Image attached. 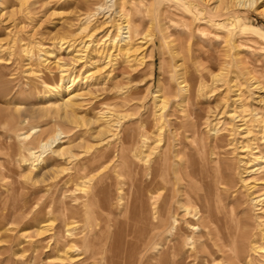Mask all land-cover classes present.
I'll list each match as a JSON object with an SVG mask.
<instances>
[{
  "label": "rangeland",
  "instance_id": "obj_1",
  "mask_svg": "<svg viewBox=\"0 0 264 264\" xmlns=\"http://www.w3.org/2000/svg\"><path fill=\"white\" fill-rule=\"evenodd\" d=\"M187 1L189 0H27V2L6 0L0 7V264H247L250 262V264H264L263 257L255 261H250L248 258L242 260L235 252L220 246L219 242L218 245L212 240L210 242L207 228L196 219L192 222L198 224L200 226L198 228H192L184 223L181 230L168 227L164 234L153 237L148 236L146 229H137L133 225L128 233L129 236L115 238L116 247L113 249L112 257L109 258L110 245L112 246L111 235L117 230L113 227L110 229L107 225L111 220L118 218L126 222L132 221L134 224L132 215L129 214L128 218L125 214L126 209L128 208V211L139 209L143 202L148 203L151 200L150 194L145 192L152 185L151 180L146 176L147 165L141 166L142 162H140L137 167L128 164L120 166V164H109L107 160L98 162L91 160L84 168L86 170L80 171L81 174L74 172L79 160L91 156L103 142L97 132L101 121L95 122L94 117L99 116L98 110L105 108V105L98 104L99 99L109 98L115 94V85L122 88L120 91L130 90L128 91L132 100L126 110L122 111V114L126 111L125 114L129 117L125 124L130 123L131 119V123L138 122L136 117L153 118L157 110L155 94L164 92L168 83L174 81L171 73L177 69L176 66L186 61L187 55L181 52L182 50L178 49V55L172 53L173 47H179L181 38L172 24L175 20L183 19L187 14ZM195 2L201 9H206L205 2L201 0ZM260 2L259 5L264 4V0H259L258 3ZM100 4H104L105 9L92 15ZM232 9L230 15L228 14L223 21L229 25L232 23L230 26L234 29L235 36L231 39L213 40L211 47L204 48L207 53H202L201 59L202 64L207 66L204 68V77L207 78L203 81L208 84L203 82V96L199 94L194 105L187 104L188 107L183 108L185 114L193 109L195 111L197 105L200 111H195L196 114H192L191 117L189 115V125L186 130L180 128L179 131L184 132L186 142L189 143L183 151L186 152L187 149L188 152L191 151L190 153H196L197 158L200 154L204 163L209 166L214 164L212 160L218 158L223 161L221 167L225 165L224 167L230 170L235 182L234 189L243 194V203L237 206L230 202L225 208L229 212L239 208L247 210L251 223L256 228L254 232L258 234L264 228V196L262 203L256 208L249 199L264 194V160L253 167L254 172L242 175L243 167L251 165V162L246 152L241 149V144L247 142L245 126L239 127L242 122H238V118L232 119V114H241L239 102L235 100L238 98L236 92L242 90L244 95L241 96L249 109L247 111L249 113L245 112L246 116L248 115V118L245 117L248 127L254 130L264 124V34H259L254 29L259 27L264 30V14L261 13L264 6L259 10L247 7L235 9L233 4ZM87 15H91L92 19L89 17L88 21ZM124 18L129 22L131 35L129 41L133 40L128 42L136 46L135 48L139 47L142 52L138 57L131 54L125 56V53L116 51L115 46L110 43V37L119 34V31L116 29L115 31L110 25L125 23ZM93 32L94 35L90 37ZM90 40L91 43L85 51L84 42L89 43ZM33 43L43 44L48 50H53V54L46 55L47 66L42 64ZM69 43L73 45L69 46ZM122 43L120 41L116 46ZM30 48L32 51L29 54L25 49ZM106 51L108 54L112 52L111 57ZM87 53L95 54L94 60L98 61L97 65L91 66L88 63L86 57L89 56L85 55ZM35 54L37 56H34ZM76 54L81 55L82 58L77 60ZM75 56V60L71 61L70 59ZM60 59L69 64L73 63L74 69L68 73L73 75L75 81L70 88L68 85L69 89L64 88L61 67L58 63ZM217 62L222 63L226 68V75L222 76L223 78L214 75L219 71L216 69L219 64ZM42 65L48 69L43 68ZM29 68L31 71L28 70ZM98 68H102L101 73L96 72ZM251 82L254 85L250 88ZM46 84L52 85L51 89L48 87V91ZM58 85L62 94L57 93ZM78 85H80L79 93H84L74 99L81 104L80 107L75 108L74 113L64 104L71 97L69 92L74 91ZM231 85H233L232 89L229 88ZM251 111L258 117L256 122L253 121L254 117H251ZM87 119L93 120L92 123L86 122ZM59 131L63 132L60 138L49 147L46 154L44 153L43 160L36 162L38 169H34V173L40 177L46 170H50L48 180L30 185L25 178L29 166L23 162V146L35 139L40 132L50 137ZM19 133L28 134L29 138L25 139V135L18 137ZM215 137L223 139L222 143L226 149L222 148L221 152L224 153L213 159V156H209L207 143L213 144ZM32 143L37 146V141ZM197 145L199 149L196 148ZM70 146L71 153L75 155L73 161L70 160L72 163L70 161L66 163L65 160L52 162L53 150ZM259 146L264 154V145L259 143ZM183 155L175 159L184 160ZM52 163L54 165H51ZM200 167L204 166L200 165ZM136 168L139 171L138 176H136ZM242 176L249 177L247 180L249 185L242 180ZM57 178L67 179L68 184L58 188L54 186L48 191L49 184ZM163 179L160 177L154 184H160ZM100 181L101 194L97 196L94 193L96 194V187ZM134 184L138 187L136 185L134 187ZM78 186L82 187L77 188ZM83 189L89 192L86 191V194ZM176 199L177 197L171 199L174 209L169 215L174 212L179 213L180 218L182 211ZM245 203L247 205H244ZM102 206L105 208H101ZM197 206L199 207L195 201L189 205L192 210H196ZM243 213L245 212L241 211V214ZM190 239L193 241L192 246L189 243ZM147 244L149 247L146 248ZM127 247L129 249L140 247V254L134 252V258H124ZM167 249L165 259L156 258ZM145 255L155 256L144 258ZM245 259L247 261H244Z\"/></svg>",
  "mask_w": 264,
  "mask_h": 264
},
{
  "label": "bare ground",
  "instance_id": "obj_2",
  "mask_svg": "<svg viewBox=\"0 0 264 264\" xmlns=\"http://www.w3.org/2000/svg\"><path fill=\"white\" fill-rule=\"evenodd\" d=\"M5 1L6 0H0V7L5 4ZM19 1H23V0H19ZM25 1L27 2V0H25ZM195 1L196 0L187 1V4H186L187 10L185 9L187 14L183 17V19L175 20L174 23L172 24L173 28L177 31L178 35L181 36V38L179 37L180 38V44L178 45L179 47H177V48L173 47L172 53L174 55H178V49L182 50L181 52H184L187 55L185 58L186 61H184L185 62L184 64L176 66L177 69H175L174 72L171 73L172 79L174 81L173 82L170 81L168 83L164 92L161 91L163 93L157 92L155 94V100H156L155 108L157 110L155 111L153 118L150 119L149 117H144V118L140 119L139 117H136V119H138V122H132L131 123V120H132L131 119L130 123L128 122L125 124L124 122L129 117H128V114H125L126 111L123 112L124 114H122V111L126 110V108L129 106L130 100H132L129 96L130 90L128 89L129 91L128 90L127 91H122V90L120 91V89H122V88H119V86L115 85V87H114L116 89L114 91L115 94L112 93L113 95L110 96L109 98H105V99H101V100L99 99L100 102L98 104L99 105H105V108H102V110H100V111L98 110L99 116L94 117L95 122L101 121L100 126H99L100 128L97 130V132H98V135L100 137V140H102L103 142L101 141L102 142L101 145L99 147H97L98 149L95 150L91 156L87 157L84 160H79L78 163L76 162L77 163V166L75 165L76 170L74 168H71V169L75 170L74 171L75 174L80 173V171L82 169L87 167V164H89L88 162H90L91 160H94L95 162L107 160V162L109 164H112V165H114V164L119 165L120 164V166L128 164V165H131V166L134 165L135 167H137V166H139L140 162H142L141 166L143 164L147 165L146 176L151 180L152 185H151V187H149L148 186L149 184L147 183L148 184L147 189L149 187V190H146L145 192L147 194L148 193L150 194V196L149 195L148 196L151 198V200L148 203L142 201L143 203H142L141 207L139 209H137V208L132 209L133 210V211L131 210L132 212L128 211V208L126 209L127 213H125V214L127 215L128 218L132 215V220L134 219V224H132V221L126 222V221L121 220L119 218H118V220L117 219L115 220L113 217L112 218L114 220H111L110 224H108V225L106 224L107 227L108 226L110 227V229H112V227H113L117 230L116 232L113 231V234L111 235L112 236V239H111L112 246L110 245L111 255L109 258L112 257L113 249H115V247H116L115 238L118 236L121 238L125 237V236H129L128 233L130 232V230H132L133 225H135V227L137 229H146L148 231V236L153 237V236L158 235V234H164V231L168 227H172V228L181 230L184 223L189 224L192 228L200 227V226H198V224H195L192 222L193 219L200 221L202 223L203 227L207 228L208 236H209L208 238H209L210 242L212 240L215 245H218V242H219L220 246L227 248L230 251L235 252L236 256L238 258H241V259L242 258H248L250 261H255L256 259L259 260V257H260V259H261V257L264 258V228H263L262 232L257 234V232H254L256 230V228L252 225L250 214L247 210H244V209L241 210L239 208L240 210L239 209L238 210H232L229 212L225 208L227 204H230V202L235 203L237 206H241V204L243 203V200H242L243 194L241 195L240 191L238 192V190L234 189L235 188V182L233 180V176H231L230 170L228 168H225L226 167L225 165H224L225 167L224 166L221 167V164L223 163V161H221L220 159L217 158V157H219L220 154L224 153V152H221L222 151L221 149L225 147V145L222 143L223 139L221 137H215L214 141H213V139L211 140V141H213V144H210V142L207 143V149H208L209 154H210L209 156H213V159L217 158L215 160H212V162L214 164L209 166L206 163H204V161L202 159L203 157L202 158L200 157L201 156L199 154L200 151L198 152V154H199L198 158H197V156H195L196 153H190L191 151L188 152L187 149H186V152L183 151L184 148L188 147L189 143L187 144V142H186L187 139L185 138L186 136L183 135L184 132L179 131L180 128L184 131L186 130V127L189 125V115L191 117L192 114L193 115L196 114L195 111H200L199 110L200 107L198 105L196 106V108L194 107L195 111H193L194 110L193 109V110L188 111L189 113H186V114L184 113L185 110H183V108L186 107L187 104L194 105L195 100L197 99L196 97L199 96V94H202L201 96H203L202 90L204 88L202 87V85H203V82L205 81V80L203 81V79L207 78V77H204L205 76L204 68L207 66H204L202 64V59H201V57H203L202 53H207V52H205L204 48L211 47L213 40L215 41V40L222 39V38H224V40L225 39H231L235 36L234 29L231 28V26H230L232 23L229 25L228 23H226V21H223L228 16V14L233 10L232 5L233 4L235 5V9L240 8V7H247L250 9L254 8L256 10H259V8L264 6V4L259 5V4H261V2L258 3L259 0H201L207 4L206 9L205 8L201 9L199 7V5L196 4ZM26 2H24V3H26ZM210 2H212V4H214V5L212 6V4ZM96 9H97V11L95 10V12H93L92 15H96L100 11H103L105 9L104 4L98 5ZM136 12H137V10H136ZM261 13L264 14V9L262 10ZM233 15L234 14H232V16ZM87 16H88L87 17V20H88V18L91 17V15H87ZM90 19H92V17ZM127 21L128 20L126 18L123 21L125 23H116V24L110 25V27H113L114 30L116 29L119 31V34H117L116 36L110 37V41H111L110 43L113 45V47L115 46L116 51H122L123 53H125L126 54L125 56L131 54V56L135 55L138 57L142 52L140 51V49H138L139 47L135 48L136 46H133L131 43H129V42H133V40L129 41V38L131 35H130V29H129V24H128L129 22H127ZM131 21H132V19H131ZM204 24H205V26H204ZM240 27H242V26H240ZM208 28L213 29V30L210 31ZM254 29L257 33L264 34L263 29H261L259 27H256ZM93 35H94V32L91 33L89 36L92 37ZM130 40H131V38H130ZM117 41L118 42L121 41V43L123 42L122 45L119 44L116 46V44L118 43ZM68 42H70V41H68ZM234 42H236V41H234ZM90 43H91V40L89 43L84 42V47H85L84 50L85 51H87ZM31 45H32V43H31ZM33 45H34V43H33ZM72 45L73 44L69 43V46H72ZM34 46H33L34 49H37V51H38L37 54L41 58L42 64H44V66H47V65H45V62H47V59H48V58H46V55L53 54V50L50 51V50H48L47 46L45 47L43 44H39V43L38 44L35 43ZM9 47H13V46H9ZM0 48H1V46H0ZM25 50L30 54V52L32 51V48L25 49ZM209 52H211V51H209ZM106 53L108 54L107 51H106ZM111 53L108 54L109 57H111V55H112ZM37 54H35L34 56H37ZM179 54H180V52H179ZM85 55L89 56V57H86V56L85 57H86V59H88L87 61H88V63L91 64V66H92V64L97 65L96 63L98 61L94 60V59H96V56L94 53H92V54L87 53ZM76 56L78 57L77 60L82 58V57H80L81 55H79V54H76ZM76 56L74 58H71L70 60L71 61L75 60ZM182 56H183V53H182ZM141 58L143 59V55ZM38 63H40V62L38 61ZM58 63L61 67V72H62V76L61 75L60 76L62 77V81L65 84V87L64 86L63 87L68 88V85H69V88H70L71 86H73L74 81H75L74 80L75 78L74 79L72 78L73 75L71 76V73H68L69 71L74 69L73 63L71 62L69 64V63H67L61 59L58 61ZM217 63H219V62H217ZM42 67H43V65H42ZM96 67L94 66V68H96ZM214 67H216V66L214 65ZM43 68H45V67H43ZM45 69H48V68H45ZM216 69H218L219 71L214 73V75L220 76L221 78L225 77L226 68L222 63L217 64ZM28 70L31 71L30 68ZM101 70H102V68H98L96 72L101 73ZM36 71H38V69ZM212 72H214V69ZM30 73H32V72H30ZM214 75H213V77H214ZM3 77H4V75H3ZM220 77H219V79H221ZM219 79H217V80H219ZM237 80H239V79H237ZM250 80L251 79H249V81ZM251 81H253V80H251ZM204 83H206V82H204ZM237 83H239V82H237ZM206 84H208V82ZM240 84H242V83L240 82ZM249 85L251 88V86H253L254 83L251 82ZM249 85H248V87H249ZM53 86H55V85H53ZM79 86L80 85L76 86V89L74 91L72 90V92H69L70 93L69 95H71V97L66 101V104H64V105H66L67 108L69 107L74 113H75V108L81 106V104L76 102L77 100L74 101V99L82 96L84 93L83 90H82L83 93H79V91H80ZM48 87L51 89L52 85L46 84V88H47L46 90L47 91H48ZM59 87L56 88L57 93L62 94L61 93V87L60 88ZM232 87H233V85H231L229 88L232 89ZM86 89H87V87H86ZM242 92H243L242 90H238L236 92V96L238 98L235 100V101L239 102L238 107H240V109H241V114L233 113L232 119H233V117L238 118V120H239L238 122H240V121L242 122V124L239 125V127L245 126L244 132L246 134L247 142L245 144H241V149H243V152H246V155L249 156V162H251V165H249L247 167H245V166L243 167V170H242V175H243V173L248 174L250 172H254L253 167H255L256 165H258L259 163H261L264 160V154H263V152L259 146V143H262L264 145V124L259 125V127L255 128L254 130L248 127L247 121L245 118L248 115L246 116L245 112L249 111V109H248L246 103H244V101H243V97L241 95H244V94H242ZM207 95H208V93H207ZM248 95H250V94H248ZM113 97H115V98H113ZM252 99H253V97H252ZM131 102H133V101H131ZM85 104H87V103H85ZM64 105L62 104V107ZM134 110L138 111V109H134ZM77 111H78V109H77ZM62 112H63V110H62ZM78 112H80V111H78ZM74 113H72V114H74ZM128 113L130 114V112H128ZM247 113H249V112H247ZM250 113L252 114L251 117H254L253 121L256 122L258 120L257 115H255L252 111ZM64 114H65V112H64ZM75 117L76 116H74V118ZM92 121L93 120H91V119L90 120L87 119L86 122L92 123ZM255 127H257V126H255ZM226 128L229 129L228 127H226ZM232 131H234V130H232ZM62 133H63L62 131H59L55 135L47 137L46 136L47 134H45L44 132H40L35 139H32L29 143L27 142V144H25L23 146V149H24L23 162L28 164V166H29V170L26 173L25 178H26L27 182L30 183V185L31 184L37 185V183H39V182L44 183V182H46V180H48V177H49L48 173L51 172L50 170H48V171L46 170L47 173L45 171V173L42 174V177H40L38 174L34 173V171H35L34 169L37 168L39 161L43 160L42 158L44 157V153L49 149V147L53 146V143L60 138ZM24 135H25V133H19L18 137L19 136L23 137ZM195 136L197 137V135H195ZM24 138L28 139L29 135L28 134L25 135ZM33 141H37V146L35 145V143L34 144L32 143ZM197 141H198V139H197ZM25 142H26V140H25ZM197 143H199V142H197ZM31 144H33V145H31ZM198 145L196 147L197 149H199ZM200 147H201V143H200ZM229 147H231V146H229ZM224 149H226V147ZM71 152H72L71 146L70 147H63V148H60V149L55 150V151L53 150L54 155L52 157V162L58 163L62 160H65L66 163L69 162L70 160H72L75 157V155H73ZM75 152H77V151H75ZM201 152H202V150H201ZM225 152H226V150H225ZM181 154H184L183 155L184 160L175 159V158H177V156H179V155L181 156ZM45 157H47V156H45ZM94 161H93V163H94ZM174 161H175V164H174ZM36 162H38V163H36ZM46 163H47V161H46ZM66 163H64L65 166H66ZM227 163H229V162H227ZM51 165H54V163H52ZM103 165H105V164H103ZM200 165H203L204 167L201 168ZM218 165L220 167H217ZM65 166H63V167H65ZM106 166L108 167V165H106ZM72 167H74V166H72ZM100 167H102V166L100 165ZM40 168H41V166H40ZM260 168H261V166H260ZM55 169H57V168H55ZM59 170H57V171H59ZM84 170H86V169H84ZM136 170H137V168H136ZM197 170H199V171L197 172ZM60 172H61V170H60ZM114 172H116V171H114ZM61 173H63V172H61ZM124 174H126V173H124ZM138 174H139V171L137 170L136 176H138ZM130 175H132V174L130 173ZM83 176H84V174H83ZM79 177H80V175H79ZM160 177L164 178L163 181L161 180L162 182L160 184H154L155 181H157ZM262 177H260V178L262 179ZM83 178H85V177H83ZM241 178L244 182H246V185H249L247 182L249 177L244 178L242 176ZM100 180L102 181V179H100ZM101 181H100V183H98V186L96 187V194L94 193V195L100 196V194H101L100 193L101 192V190H100ZM82 182H83V180H82ZM85 183H87V182H85ZM95 183H94V185H95ZM66 184H68L67 179H65V180L59 179L58 180V178H57V180L55 179L54 181H52L49 184L50 186L47 187V190L49 188L51 189L52 187L54 188V186H57V188H58L59 186H61V185L64 186ZM135 185L137 186V184H134V187H135ZM79 187H82V186H78L77 188H79ZM75 188H76V186L74 187V189ZM249 188H251V187H249ZM80 191H82V190H80ZM84 191L86 192L87 190H84ZM87 192H89V191H87ZM87 192H86V194H87ZM74 193H75V190H74ZM140 193H142V191ZM262 196H264V194H262L260 196L255 195V196L251 197L249 200L252 202V204H253L252 206H255V208H256V206L259 203H262L261 202V201H263ZM146 197H147V195H146ZM173 197H175V198L177 197L176 203L179 205V209H181V211H182L180 218L178 217L179 213L177 214L174 212V213H172L171 216L169 215L172 212V209H174L173 203L171 202V199H173ZM246 198H248V197H246ZM193 201L197 202L199 205V207L197 206L196 210H192L189 207L190 203L192 204ZM136 204H138V203H136ZM231 205H229V206H231ZM244 205H247V204L245 203ZM134 207H136V206H134ZM101 208H103V206ZM227 209H228V206H227ZM241 211H244L245 213L241 214ZM101 212H103V211H101ZM129 214H130V216H129ZM128 220H130V219H127V221ZM170 220H171V223H170ZM263 223H264V221H263ZM106 225H104V226H106ZM72 226H73V224H72ZM104 231H106V230H104ZM174 237H175V235H174ZM189 243L192 246V244H193L192 239H190ZM147 246H148V244L146 245V248H147ZM173 248H175V246H173ZM140 251H141L140 247H138V248L134 247V248H130V249L127 247L126 257L124 256V258H134L133 257L134 252H138V254H140ZM167 252H168V249L164 250L156 258H162V260L165 259L166 258L165 254ZM233 252H231V253H233ZM154 256H152V255L146 256L145 255L144 258L145 257L146 258H154ZM249 260H248V262H250ZM244 261H247V260L245 259ZM126 262H128V261H126ZM250 263H247V264H250ZM237 264H239V263H237Z\"/></svg>",
  "mask_w": 264,
  "mask_h": 264
}]
</instances>
